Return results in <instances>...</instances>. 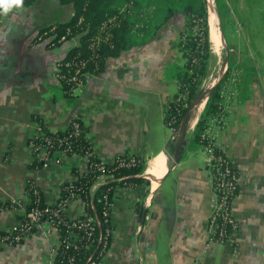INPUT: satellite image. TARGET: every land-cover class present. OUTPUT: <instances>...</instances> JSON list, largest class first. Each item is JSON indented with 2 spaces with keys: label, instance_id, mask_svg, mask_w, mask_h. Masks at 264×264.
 I'll return each mask as SVG.
<instances>
[{
  "label": "crops",
  "instance_id": "1",
  "mask_svg": "<svg viewBox=\"0 0 264 264\" xmlns=\"http://www.w3.org/2000/svg\"><path fill=\"white\" fill-rule=\"evenodd\" d=\"M50 2L38 0L34 5L39 11L29 16L27 25L22 22L29 14L25 7L12 37L0 43V234L17 223L27 200V179L35 180L46 200L54 202L67 177L55 163L32 166L29 140L35 117L58 131L78 105L76 112L93 106L87 127L96 153L107 160L122 154L140 157V175L147 181L116 193L115 233L100 264H264V74L256 72L243 81L236 56L234 77L222 92L224 121L213 133L239 173L234 213L240 227L233 236L236 249L228 244L205 250L215 195L205 148L192 145L199 118L187 124L183 134L163 118L164 108L174 99V94L166 96L172 79L165 70L175 58H162L160 50L151 52L157 34L109 58L104 71L86 78L83 94L69 98L57 72L79 37L53 45L36 37L41 26L69 19L73 6ZM7 23L1 18L0 28ZM11 200L17 201L15 207L3 209ZM68 213L77 214L74 209ZM55 241L47 226L18 244L0 239V264H45Z\"/></svg>",
  "mask_w": 264,
  "mask_h": 264
},
{
  "label": "trees",
  "instance_id": "2",
  "mask_svg": "<svg viewBox=\"0 0 264 264\" xmlns=\"http://www.w3.org/2000/svg\"><path fill=\"white\" fill-rule=\"evenodd\" d=\"M38 0H25V7H31L36 4ZM63 4H70L73 6V13L71 17L65 21H55L54 23L43 25L39 28V34L37 40L47 39V45L59 44L63 42L61 38L65 36V40L78 36L79 42L76 46L72 47L65 58L62 60H68L82 55L88 57L91 55L89 50V43L91 37L97 32L100 23L110 15H119L120 22L113 30L112 43H104L101 46L98 57L92 59L88 64V70L93 74H100L104 71L107 61L111 57H119L124 50L132 48L137 41L134 39L132 33L135 25L131 19L132 12L136 11L141 5V0H60ZM126 6L127 8L121 10ZM225 6V9H223ZM218 12L222 20L224 19V12L227 9L226 5L217 0ZM184 13L186 14L185 28L178 33L177 41L174 44V48H177L184 59L182 65L176 67L169 66L167 72L171 74L178 82V90L174 94L173 102L167 109V115L165 123L173 130L177 129L188 112L189 106L195 100L200 93V87L203 81L206 79L210 66L211 58V41H210V27H209V14L207 9L206 0H198L197 4H188L184 7ZM175 10L169 11V17H172ZM167 20V19H166ZM69 31V32H68ZM143 43V42H142ZM230 46V45H229ZM98 64V68L94 70L95 65ZM234 60L230 52L228 60V68L222 80L217 87L209 95L203 112L195 126L193 132V141L199 146L204 147V142L201 140V135L210 126L211 121L219 115L223 110V95L222 92L226 87V82L232 80V71L234 69ZM237 68V67H236ZM238 68L242 71L243 81H247L246 78L255 75L254 67L246 64H239ZM63 91H64V87ZM69 97L67 94H65ZM71 98V97H69ZM67 127V126H66ZM45 130H49L46 125ZM88 127H85V131ZM63 131L59 130L57 135H62ZM84 134L80 138L75 140V143L79 147L87 146L88 143L84 139ZM130 158L128 154H122L118 156L117 161L113 164H106L103 172L113 174V179L106 184L101 185L102 189L108 190L109 198L114 197V190L122 187H140L147 181L140 174L144 169V161L140 157L136 156L135 164H128ZM97 161V159H93ZM122 162H126L121 165ZM33 167H43L41 161H34ZM74 170L77 171L75 168ZM94 173H89L85 176H79L71 185L65 184L61 189V195L59 197L60 202H64L71 196H80L82 198H89L90 188L95 181ZM29 183L34 182L33 179H28ZM40 188V187H39ZM109 188V189H108ZM26 194H30L32 199L35 197L31 194L30 188H25ZM41 200L39 202L42 208L48 207L47 201L43 191L40 190ZM85 200V199H84ZM9 203V202H7ZM6 204L3 205V208ZM139 211V209H137ZM88 212L95 213L98 218V224L95 231L90 238L86 236V232L79 231L82 240H76L79 244L78 248L60 246L58 250V256L56 257L55 264H85L89 260V257L93 255L92 259L99 264L104 255L100 253L102 250L103 241H99L100 233L107 234L108 229L112 225V219L110 215H105L101 204H96L94 209H88ZM143 214V211H139ZM64 215V214H63ZM20 216H18L19 218ZM69 222L67 224H59L60 238L64 241L69 238V232L73 227L70 225L74 222L68 216H65ZM38 229H34L36 233ZM112 236L107 239V246L104 251H109L112 243ZM73 241V239H72ZM73 257L71 262L69 258Z\"/></svg>",
  "mask_w": 264,
  "mask_h": 264
},
{
  "label": "built area",
  "instance_id": "3",
  "mask_svg": "<svg viewBox=\"0 0 264 264\" xmlns=\"http://www.w3.org/2000/svg\"><path fill=\"white\" fill-rule=\"evenodd\" d=\"M119 22V15L114 14L108 16L100 23L97 32L91 37L88 46L91 51L90 56L84 57L79 54L72 59L60 63L57 78L62 87H64V93L69 97L77 98L83 94L86 78L90 75H94L88 70V64L92 59L98 57L102 44L112 43L113 30ZM61 40H65V36H63ZM97 68L98 64L95 65L94 70ZM99 102L100 101H97L95 104ZM91 107L93 106H84L77 111L67 127L65 126V128L61 129V131H63L61 136L57 135L59 130L57 131L51 128H49L48 131L45 130L44 128L47 122L42 117H35V130L29 140V147L33 153L34 161H41L43 166H49L55 163L67 171V177L59 184L57 199L54 202L46 200L48 207L45 208H42L39 204L41 200V189L38 184L35 180L29 183L27 179L25 188L28 186L32 192L31 194L35 197L32 199L30 194H27L26 204L24 208L19 211L18 216L20 217L17 218V223L13 229L7 233L0 234V239L3 242L18 244L31 236L34 233V229H38L37 231H39L40 229L42 230L44 226H47L48 232L56 236V241L50 248L45 264H55L58 250L61 245L66 249L68 247L78 248L79 244L76 240H82L79 234L80 230L85 231L88 238L92 236L99 221L95 213L88 212L89 208L94 209L96 204H101L104 214L110 215L112 219L113 201L116 193L121 189L119 187L116 188L114 190V197L110 199L108 190L101 188V185L108 183L114 177L111 173L107 175L103 172L104 166L106 164L115 163L118 156L107 160L101 158L96 153L89 130L85 131L87 119L91 116ZM223 121L224 110L211 121L210 126L201 135V140L204 142L206 161L212 172L213 191L215 195L213 210L207 222V241L204 245L205 250L212 248L214 245L228 244L233 245L236 249L233 236L240 227L239 220L234 213V200L238 193L239 173L224 150L216 145L213 133V129L215 127H221ZM82 134H84V139L87 141L88 145L78 147L75 140L80 138ZM128 157L130 160L127 163L135 164L136 156L128 154ZM95 158L98 162L93 161ZM125 163L126 162H122L121 165ZM75 168L77 171L74 170ZM89 173H94L93 176L96 178L90 188L89 198L73 195L64 202L58 200L63 185H71L79 176H85ZM16 203V200H11L3 209L14 208ZM73 209L76 210L77 214L75 217H70L68 211ZM65 216L74 219V222L70 225V227L74 229L70 230L68 235L69 238L63 241L60 238L58 226L60 223L67 224L69 222L66 220ZM114 233L112 221V225L110 229H108L107 234L103 236V234L100 233L99 235V241H103L100 253L104 255V258L109 252L107 250L104 251L107 246V239L109 236L113 237ZM92 257L93 255L89 257V260L86 261L85 264H97ZM69 260L72 262L73 257L70 256Z\"/></svg>",
  "mask_w": 264,
  "mask_h": 264
},
{
  "label": "rangeland",
  "instance_id": "4",
  "mask_svg": "<svg viewBox=\"0 0 264 264\" xmlns=\"http://www.w3.org/2000/svg\"><path fill=\"white\" fill-rule=\"evenodd\" d=\"M221 1L227 7L224 12L223 20L218 12L220 19L219 27H221L220 29L223 34L224 45L221 48V52H215L211 44L212 54L209 71L200 87L199 94L203 93L213 77L218 75L223 64L226 63L224 62L226 56L228 54L230 55V52L233 60H235L236 56L237 59L240 57L241 64L249 65V67L252 66L256 72L264 74V0ZM53 2L46 0V3L53 4ZM141 2V5L136 8L135 12H132L131 16L135 25L132 31L135 41L148 42L153 40L158 34V39L153 42L154 45L151 52L160 50L162 58H175V63L169 64L167 68L171 65L174 67L182 65L184 59L179 50L174 48V44L178 40L179 31L185 28L186 14L183 11L184 7L188 4H197L198 0H141ZM214 2L218 11L217 0H214ZM206 3L207 9H209L208 0H206ZM26 8H28L27 11L29 14H26L27 16L22 19V22L25 23L24 25L30 24L32 18L29 16L32 17L34 12L39 11L36 5ZM126 8L127 7L124 6L121 10L124 11ZM223 9H225V6H223ZM173 10H175V13L172 17L168 18L169 11ZM69 41L73 43V41ZM167 68L165 70L166 77L172 80H170L169 86L165 92L166 96H171L177 92L178 85L176 83L177 81H175L176 79L167 72ZM227 68L228 64L226 65L225 71ZM232 75H234L233 71ZM203 109L199 113V118ZM166 114L167 108H164L163 118H165ZM189 130L192 131L191 127L188 128V131ZM176 131L180 133L179 127ZM192 145L200 147L194 141Z\"/></svg>",
  "mask_w": 264,
  "mask_h": 264
},
{
  "label": "bare ground",
  "instance_id": "5",
  "mask_svg": "<svg viewBox=\"0 0 264 264\" xmlns=\"http://www.w3.org/2000/svg\"><path fill=\"white\" fill-rule=\"evenodd\" d=\"M208 6H209L210 40L212 42V47L214 48V51L221 52V48L224 45V39H223L222 31L220 29L221 27H219L220 19L214 0H208ZM226 65L227 64L225 63L222 66L218 75L213 77L212 81L209 83L207 89L203 93H201L200 96L195 100L191 111L185 117L184 121L180 126V134L184 133L187 124L194 125L197 122L199 118V113L204 108L205 103L211 91L214 89L218 81L223 76L224 71L226 69Z\"/></svg>",
  "mask_w": 264,
  "mask_h": 264
},
{
  "label": "clouds",
  "instance_id": "6",
  "mask_svg": "<svg viewBox=\"0 0 264 264\" xmlns=\"http://www.w3.org/2000/svg\"><path fill=\"white\" fill-rule=\"evenodd\" d=\"M24 11L25 0H0V18L8 19V23L0 28V43L7 44L15 31L18 18Z\"/></svg>",
  "mask_w": 264,
  "mask_h": 264
},
{
  "label": "water",
  "instance_id": "7",
  "mask_svg": "<svg viewBox=\"0 0 264 264\" xmlns=\"http://www.w3.org/2000/svg\"><path fill=\"white\" fill-rule=\"evenodd\" d=\"M228 60H229V54L226 56V58H225V61L224 62H226V64H228ZM224 65V64H223ZM225 73V72H224ZM222 78H223V76L221 77V79L219 80V82L222 80ZM219 82L217 83V85L219 84ZM217 85L215 86V88L217 87ZM214 88V89H215ZM213 89V90H214ZM213 90L211 91V93L213 92ZM210 93V94H211ZM200 96V94H198V96L195 98V100L198 98ZM194 100V101H195ZM194 101L191 103V105L189 106V109H188V112L186 113V115H185V117L187 116V114L191 111V108L193 107V103H194ZM206 104V103H205ZM78 107H79V105L76 107V109H74L73 110V112H72V114L70 115V117L67 119V121L65 122V123H63V125L64 126H67L68 124H69V122L73 119V115H74V113L76 112V110L78 109ZM184 117V118H185ZM183 118V119H184Z\"/></svg>",
  "mask_w": 264,
  "mask_h": 264
}]
</instances>
